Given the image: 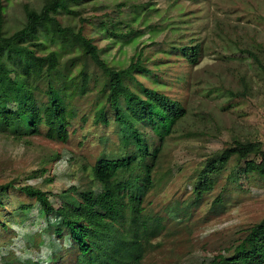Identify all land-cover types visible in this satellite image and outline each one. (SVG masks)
I'll list each match as a JSON object with an SVG mask.
<instances>
[{"label": "rangeland", "instance_id": "obj_1", "mask_svg": "<svg viewBox=\"0 0 264 264\" xmlns=\"http://www.w3.org/2000/svg\"><path fill=\"white\" fill-rule=\"evenodd\" d=\"M0 1L6 35L23 26L24 4L35 10L43 5V0ZM70 9L74 13L57 15L61 25L82 29L112 69H125L141 55L147 71L136 69L127 80L134 93L141 94L142 84L186 111L163 141H154L160 151L143 206L164 228L146 245L141 264H210L264 219V178L244 173L236 158L210 191L201 197L194 192L205 164L234 141L260 142L264 148V0H78ZM45 43L46 52L55 49ZM185 47H197L195 63L183 56ZM71 59L75 66L69 74L84 67L89 84L85 95L67 99L75 115L65 142L48 139L45 127L16 139L15 134H29L23 118L10 128L0 126V264H76L66 230L61 237L54 232L60 219L46 217L19 187L47 193L57 210L75 208L78 194L95 188V161L123 152L113 114L99 92L101 71L77 52L62 66ZM101 105L106 124L95 120ZM41 169L44 176L31 177ZM143 173L142 167L132 177L133 187L145 184ZM71 187L75 193L66 192Z\"/></svg>", "mask_w": 264, "mask_h": 264}, {"label": "trees", "instance_id": "obj_2", "mask_svg": "<svg viewBox=\"0 0 264 264\" xmlns=\"http://www.w3.org/2000/svg\"><path fill=\"white\" fill-rule=\"evenodd\" d=\"M76 1L43 0L40 10L24 4L25 22L11 35L3 31L0 1V126L10 128L23 118L29 134H15L16 139L38 135L40 128L45 127L48 139L65 142L68 121L75 115L68 108L67 99L85 95L89 76L81 66L72 76L68 70L75 66L73 59L63 66L62 60L72 52L91 60L103 75L99 92L113 114L123 152L102 155L95 161L91 168L95 188L80 192V202L75 208L57 210L47 193L29 185L19 187V191L34 199L46 217L60 219L54 232L61 237L66 230L70 247L77 251L76 264H141L147 254L146 245L159 237L164 228L161 219L147 213L143 206L147 191L153 186L151 173L160 151L154 141H163L186 111L178 102L142 84H139L142 95L132 91L127 80L132 79L133 71H147L141 65V55L138 54V59L132 58L125 69H112L82 29L62 26L57 15L61 11L74 13L70 6ZM46 40L55 49L46 52ZM196 52L197 47L182 49L190 63H195ZM252 57L256 61L254 54ZM39 96L46 97V101L39 100ZM105 109L101 105L95 111L96 122H108ZM147 129L151 133L149 137L145 135ZM56 158L57 155L53 159ZM231 158L243 164L244 173L264 178L262 144L234 141L200 171L194 187L197 197L212 189L219 172ZM142 167L141 176L146 182L133 187L132 177ZM46 173L41 169L31 177ZM66 192L76 190L71 187ZM210 264H264V219L251 226L237 244Z\"/></svg>", "mask_w": 264, "mask_h": 264}]
</instances>
